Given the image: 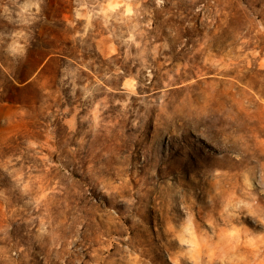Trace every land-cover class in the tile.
I'll return each instance as SVG.
<instances>
[{"label":"rangeland","instance_id":"rangeland-1","mask_svg":"<svg viewBox=\"0 0 264 264\" xmlns=\"http://www.w3.org/2000/svg\"><path fill=\"white\" fill-rule=\"evenodd\" d=\"M0 264H264V0H0Z\"/></svg>","mask_w":264,"mask_h":264}]
</instances>
